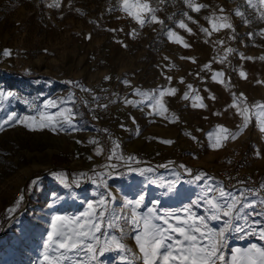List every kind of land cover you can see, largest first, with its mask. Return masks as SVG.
I'll list each match as a JSON object with an SVG mask.
<instances>
[{
    "label": "rangeland",
    "instance_id": "rangeland-1",
    "mask_svg": "<svg viewBox=\"0 0 264 264\" xmlns=\"http://www.w3.org/2000/svg\"><path fill=\"white\" fill-rule=\"evenodd\" d=\"M53 2L0 0V53L4 49L12 51L10 57L0 59V89L20 96L0 112V120L12 112L18 116L33 115L25 100L34 101L39 107L48 99L66 98L74 93L76 103L68 106L73 107L78 125L77 130L69 132H30L22 125L5 126L6 130L0 132V264H44L43 244L50 217L78 215L87 210L89 202L104 195L114 197L117 208L143 195L144 206L138 209L142 214H147L156 201L160 214L189 205L198 199L204 181L190 183L192 177L179 168L181 164L192 169L193 176L203 171L214 178L213 182L222 183L235 193L264 184V133L259 131L254 117L238 139L227 141L219 150H213L208 140V134L217 126L238 130L241 118L228 107L232 93H243L249 105L264 102V83H257L264 82V60L259 59L264 56V19L260 18L264 4L252 0L256 5L252 7L247 0H197L208 7L196 13L184 0H150L159 9L156 15L164 24L146 23L140 28L118 10V0H61L60 7H49ZM237 9L243 18L235 14ZM213 12L228 16L235 32L225 28L213 32L211 37L205 36L200 27L211 31L205 17ZM183 13L198 23H192ZM181 20L192 28L194 35L178 27ZM133 30L138 33L135 38L131 36ZM169 30L177 32L191 47L169 41ZM217 40L224 44H216ZM228 47L235 52L223 64L213 59L223 56ZM240 53L253 59H241ZM181 57H193L196 62ZM206 64H211V70L204 67ZM239 70L247 73L246 79L240 77ZM217 71L224 72L222 79L229 88L212 81ZM166 77H171V81ZM125 80L128 85L123 83ZM69 81L90 91H82ZM188 84L193 91L185 100ZM169 87L177 91L165 96L164 102L169 110L167 115L174 113L179 118L176 123L150 114L151 109L145 104L133 107L124 103L125 98L140 100L134 95L135 89L151 92ZM197 91L206 108L192 107ZM89 140H97L99 145L89 144ZM160 140L174 143L166 145ZM113 141L120 144L125 157L128 153L143 156L137 158L140 163L131 164V169L151 167L154 172L141 176L122 161H109ZM98 146L103 149L102 155L95 154ZM169 161L174 163L161 167ZM108 163L118 167L106 170L104 165ZM93 170L108 171L111 175L98 180L99 187L84 180L80 187L71 188H64L51 175L63 171L71 181L84 172L94 176ZM175 172L180 173L179 179ZM37 179L38 185L34 187L32 181ZM236 180L239 182L235 183ZM161 181L165 185L171 181L176 184L169 191L161 186ZM22 194V204L9 215L8 209L15 207ZM250 199L257 197L252 195ZM204 209L201 205L193 211L207 217ZM248 211L257 213L249 216L250 222H259L257 230L264 228V215L259 214L262 209ZM210 224L217 230L224 227L223 219ZM126 231L129 235L123 242L138 251L132 239L135 233L127 227ZM253 244L264 248V240L258 235L247 230L230 232L224 249L226 259L233 249H246ZM121 255L117 251L107 252L99 257L100 264H122Z\"/></svg>",
    "mask_w": 264,
    "mask_h": 264
},
{
    "label": "snow or ice",
    "instance_id": "snow-or-ice-1",
    "mask_svg": "<svg viewBox=\"0 0 264 264\" xmlns=\"http://www.w3.org/2000/svg\"><path fill=\"white\" fill-rule=\"evenodd\" d=\"M60 2L61 0H54L49 7L58 8ZM247 2L252 7H256L252 0H247ZM118 3V10L130 17L140 28H143L146 23L164 24V21L156 15L159 9L153 7L150 0H118ZM184 3L196 13L208 7L205 4L197 3V0H184ZM259 3L264 4V0H259ZM220 11L223 12L224 10L221 8ZM235 14L243 18V13L238 9ZM81 15H84V13L81 12ZM183 15L192 23H198L188 13H183ZM260 18L264 19V12L260 13ZM205 20L211 25V31L209 28L202 26L200 31L207 37H211L213 32H219L225 28L235 32L228 16H217L213 12L210 16H206ZM245 22L247 23V21ZM178 27L189 34H195L184 20L179 21ZM111 31L115 32L116 29H111ZM136 35L138 33L133 30L131 36L135 38ZM166 35L169 41L173 43L180 44L185 48L191 47L182 36L173 30L167 31ZM261 35H264V33H261ZM88 38L91 39V36ZM118 42L123 44L122 41ZM205 43H208V40H205ZM215 43L222 46L224 41L217 40ZM124 47H127V45H124ZM233 52H235V49L228 47L225 49L223 56L214 57L213 59L223 64L228 55ZM11 55L12 51L10 49H4L0 53V59L8 58ZM239 55L241 59H253L252 57H245L243 53ZM165 59L168 58L165 57ZM181 59L196 62L193 57H181ZM259 59L264 60V56L259 57ZM204 67L211 70V64H206ZM239 75L243 79L247 78V73L243 70H239ZM223 77L224 72L217 71L213 73L211 79L213 82L229 88V84L225 83ZM106 79L110 78L106 77ZM166 79L170 82L172 78L166 77ZM180 82H184L182 78ZM68 83H74V86L80 87L82 91H90L83 88L78 82L69 81ZM123 83L128 85L129 82L125 80ZM257 83L264 82L258 81ZM187 87L189 92L184 94L183 99L185 100L190 98V93L193 91L191 84H188ZM176 91L177 89L171 87L159 88L151 92L135 89L134 95L140 97V100L125 98L124 103L133 107L145 104L151 109L150 114L159 115L171 123H176L179 118L174 113L171 116L167 115L169 110L164 102L165 96L175 95ZM210 98L215 99L214 96ZM19 99L20 96L16 92L0 89V112L5 111L6 105L12 100ZM24 102L34 114L18 116L15 112L9 113L4 119L0 120V132L6 130L5 126L14 127L16 125H22L30 132L44 131L45 129L54 133L77 130L76 113L73 107L68 106L76 103L74 93L69 94L66 98L48 99L39 107L34 101L25 100ZM104 107H107V105H104ZM192 107H207L198 91L197 95L192 97ZM228 107L235 109L236 114L241 118V123L237 125V131H232L224 126H217L215 131L209 133L208 140L213 150L224 147L229 140L235 141L238 139L249 124L253 122V117L259 131L264 133V102L249 105L243 93L239 96L232 93V103ZM53 109H56V111H52ZM136 134L139 135L138 130ZM185 134L193 140L196 139L191 136V133ZM159 142L166 145L174 143L172 140H160ZM89 144L99 145V141L89 140ZM113 145L111 154L108 156L109 161L114 159L122 161L130 170L137 171L141 176L154 172L151 167L131 169L132 163H140V161L135 156L125 157L121 153L120 144L117 141H113ZM95 154L102 155L103 149L98 146ZM256 155L260 156L259 150H257ZM89 160H91V157H89ZM173 163L169 161L167 165H161V167H169ZM117 167V164L112 163L104 165L106 170H114ZM179 168L192 177L190 183L204 181L203 190L196 201L179 210L165 211L163 214L159 213V201H156L152 207L147 209V214H142L138 209L144 206L143 195L135 201L128 200L123 208H117L114 206L115 198H110V194H108L101 196L95 202H89L87 210L78 215H52L48 225L49 231L43 244L44 264H100L99 257L111 251L122 254L120 257L122 264H264V248L255 244L246 249H233L231 256L227 259L224 252L228 234L233 231L245 232L247 230L250 234L258 235L261 240H264V228L257 230L256 225L259 222L249 221V216L257 213L248 211L260 207L262 211L259 214L264 215V198H260V191L244 188L238 193L231 192L222 183L213 182L214 178L203 171L193 176L192 169L183 164L179 165ZM93 172L94 176H89L88 173L84 172L74 176L71 181L69 180V174L63 171L54 172L51 175L64 188H71L73 185L80 187L81 182L84 180L97 183L98 180L103 181L106 175H111L108 171L95 172L93 170ZM174 174L179 179L180 173L175 172ZM146 178L151 180L150 176ZM175 184L176 181H171L166 185L161 181V186L167 187L169 191L174 189ZM32 185L37 186L38 179L33 180ZM97 186H100L99 183H97ZM104 186H107L106 183ZM260 190L264 191V184H261ZM252 195L256 196L257 199L251 200L250 196ZM23 199L22 194L16 201L15 207L8 209L9 215L16 211L22 204ZM201 205L205 206L204 210L208 213L207 217L198 215L197 212L193 211L194 207H200ZM222 219L224 227L217 230L211 226L210 221H221ZM126 227L135 233L132 239H134L138 251H134L123 242L124 237L129 235ZM112 232H118L119 235L110 234Z\"/></svg>",
    "mask_w": 264,
    "mask_h": 264
},
{
    "label": "built area",
    "instance_id": "built-area-1",
    "mask_svg": "<svg viewBox=\"0 0 264 264\" xmlns=\"http://www.w3.org/2000/svg\"><path fill=\"white\" fill-rule=\"evenodd\" d=\"M233 74L235 75V73H233ZM234 75H233V76H234ZM231 81H232V82H231V85L234 86V81H233V79H232ZM236 181H239V180H236ZM236 181H235V183H236ZM252 186H253V185H252ZM260 186H261V185H255L254 188H253V190H255V191H260V197H261V198H264V191H261V190H260Z\"/></svg>",
    "mask_w": 264,
    "mask_h": 264
},
{
    "label": "trees",
    "instance_id": "trees-1",
    "mask_svg": "<svg viewBox=\"0 0 264 264\" xmlns=\"http://www.w3.org/2000/svg\"><path fill=\"white\" fill-rule=\"evenodd\" d=\"M135 156L136 158H143V156L142 155H138L137 153H128L126 156ZM187 167V166H186ZM189 168V167H188ZM239 181H236V183H238Z\"/></svg>",
    "mask_w": 264,
    "mask_h": 264
},
{
    "label": "bare ground",
    "instance_id": "bare-ground-1",
    "mask_svg": "<svg viewBox=\"0 0 264 264\" xmlns=\"http://www.w3.org/2000/svg\"><path fill=\"white\" fill-rule=\"evenodd\" d=\"M59 149L61 150L62 148L60 147Z\"/></svg>",
    "mask_w": 264,
    "mask_h": 264
}]
</instances>
